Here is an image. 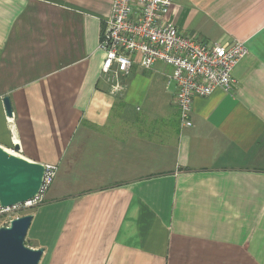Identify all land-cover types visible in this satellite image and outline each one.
<instances>
[{"label":"crops","instance_id":"0c3cea01","mask_svg":"<svg viewBox=\"0 0 264 264\" xmlns=\"http://www.w3.org/2000/svg\"><path fill=\"white\" fill-rule=\"evenodd\" d=\"M113 1L0 0V145L58 166L29 245L40 264H264V0L171 5L180 32L248 49L190 127L172 68L135 64L111 94Z\"/></svg>","mask_w":264,"mask_h":264},{"label":"built area","instance_id":"2783aa9c","mask_svg":"<svg viewBox=\"0 0 264 264\" xmlns=\"http://www.w3.org/2000/svg\"><path fill=\"white\" fill-rule=\"evenodd\" d=\"M173 2L113 1L100 42V48L106 53L102 74L110 84L111 94H122L135 64L143 69L152 68L156 62L170 65V78L176 83L174 102L180 111L182 125L190 127L193 126L191 114L195 99L209 96L217 88L230 89L234 85L233 70L248 49L242 41L208 44L180 32L167 18ZM44 167L40 192L23 204L3 207L0 203V215L44 202L58 166L45 164Z\"/></svg>","mask_w":264,"mask_h":264},{"label":"water","instance_id":"95a60500","mask_svg":"<svg viewBox=\"0 0 264 264\" xmlns=\"http://www.w3.org/2000/svg\"><path fill=\"white\" fill-rule=\"evenodd\" d=\"M3 102L7 116L12 117L10 98L6 96ZM19 148L16 144L15 149ZM44 173V164L9 152L0 145L1 205L12 207L33 199L41 190ZM32 220L33 215L26 214L0 227V264H40L44 249L26 244Z\"/></svg>","mask_w":264,"mask_h":264},{"label":"rangeland","instance_id":"374dc122","mask_svg":"<svg viewBox=\"0 0 264 264\" xmlns=\"http://www.w3.org/2000/svg\"><path fill=\"white\" fill-rule=\"evenodd\" d=\"M155 65V66H154ZM152 67L153 68H156L157 70H162V71H165V70H170L171 71V68L169 65L166 66V64H154ZM159 68V69H158ZM169 72V71H167ZM110 85V84H109ZM39 205V204H38ZM37 206V205H36ZM35 207V206H34ZM34 207H26V206H21L19 208H16L14 209L13 211L7 213V214H3V215H0V227L2 226H7L10 224L11 220L16 218V217H20V216H23V215H26V214H29L31 209L34 208ZM26 244L27 246L31 247V243H29V240L27 241L26 239ZM30 244V245H29Z\"/></svg>","mask_w":264,"mask_h":264},{"label":"bare ground","instance_id":"6f19581e","mask_svg":"<svg viewBox=\"0 0 264 264\" xmlns=\"http://www.w3.org/2000/svg\"><path fill=\"white\" fill-rule=\"evenodd\" d=\"M10 152V151H9Z\"/></svg>","mask_w":264,"mask_h":264}]
</instances>
